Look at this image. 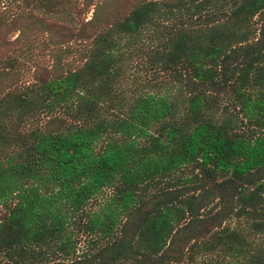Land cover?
I'll return each instance as SVG.
<instances>
[{"label":"trees","instance_id":"obj_1","mask_svg":"<svg viewBox=\"0 0 264 264\" xmlns=\"http://www.w3.org/2000/svg\"><path fill=\"white\" fill-rule=\"evenodd\" d=\"M9 1L0 264H182L226 249L264 264V239L245 236H264V0ZM35 42L49 60L33 57L20 84L15 52ZM137 60L168 80L126 91ZM78 231L95 237L75 253Z\"/></svg>","mask_w":264,"mask_h":264},{"label":"rangeland","instance_id":"obj_2","mask_svg":"<svg viewBox=\"0 0 264 264\" xmlns=\"http://www.w3.org/2000/svg\"><path fill=\"white\" fill-rule=\"evenodd\" d=\"M16 3L20 4V2ZM9 4H11L9 0H0V8L4 7V13H7V10H9L10 8L13 9L16 6H10ZM90 11L91 8H89L85 12L86 17L90 15ZM258 23L259 22L256 19L255 15L252 16L249 20L250 27L255 30V34ZM15 33L16 31L13 30L9 32V35H15ZM46 49V47L42 48L38 42H35V44L31 47L30 50H26L25 48H23L20 52H15L17 53L18 59V82L20 84L25 83L32 78L31 75L33 73V57L34 59H38L39 61H44V59L49 60V56L47 54ZM122 76L123 77H121L120 86L124 87L126 91L133 90L139 87L152 88L155 87L158 82H165L168 80V75L166 73L154 72L152 68L148 66V64L143 65L142 62H140L139 60L131 63L130 66H127ZM225 101L229 102L225 95L220 94L219 96H217V102L219 106H222L223 103L225 104ZM42 115L44 114H41L40 116ZM39 119L41 118H35L30 124H25L26 127L29 128V126L33 123L38 122ZM100 145L101 141L97 142L96 148ZM108 193H110V189L106 187L103 188L98 193V195H96V197H92L87 207L90 209H96ZM2 210L3 205L0 203V215ZM220 225H226L229 228L240 230L242 233H246L250 229V227L244 220L240 218L237 219L233 216L223 218ZM75 236V253H79L81 250H83L89 243L90 239L95 237L94 234L89 235L88 233L83 231H78ZM245 236L246 239H253L252 241L254 242H258L264 239V236L260 237L254 234H246ZM208 255L210 256L196 254L193 256L192 260H186L182 264H238V262L235 261V254L232 252V250H220L218 252H212Z\"/></svg>","mask_w":264,"mask_h":264}]
</instances>
